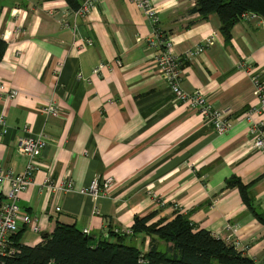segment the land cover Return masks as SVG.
Listing matches in <instances>:
<instances>
[{
	"label": "crops",
	"instance_id": "crops-1",
	"mask_svg": "<svg viewBox=\"0 0 264 264\" xmlns=\"http://www.w3.org/2000/svg\"><path fill=\"white\" fill-rule=\"evenodd\" d=\"M150 1L182 63L181 89L227 113L225 134L174 100L157 73V51L147 45L149 24L129 0H101L83 16L64 0H0V39L7 43L0 62V168L24 172L26 159L16 149L24 127L47 138L17 201L38 231L21 226L20 244L36 246L64 225L93 246L124 236L144 259L152 245L170 244L132 233L135 218L155 214V223L183 215L195 230L237 241L243 256L261 261L264 223L254 213L264 219V153L253 148L249 129L264 123L252 83L257 78L264 87V19L240 16L225 39L217 14L193 12L197 0ZM87 40L93 46L80 49ZM197 47L202 51L192 60L183 58ZM99 64L106 68L93 75ZM48 104L57 106L53 117L41 113ZM67 173L72 190L46 189V180L62 185ZM95 177H112L107 196L85 190ZM6 189L0 186V199Z\"/></svg>",
	"mask_w": 264,
	"mask_h": 264
},
{
	"label": "trees",
	"instance_id": "trees-1",
	"mask_svg": "<svg viewBox=\"0 0 264 264\" xmlns=\"http://www.w3.org/2000/svg\"><path fill=\"white\" fill-rule=\"evenodd\" d=\"M72 12L78 11L84 0H64ZM193 12L201 17L217 14L221 33L229 39L230 30L243 13H253L264 19V0H197ZM7 43L0 39V62ZM234 181L228 183L231 186ZM243 199V188H241ZM255 214L264 223L262 215ZM155 214L135 218L131 227L134 234H145L153 240L170 244L159 250L155 245L143 254L146 264H264L255 262L205 230H195L187 218L176 215L173 220L150 223ZM23 230L10 239L14 252L2 264H137L139 251L125 243V237L113 235V242L92 245L89 237L72 226H56L54 231L33 247L20 244Z\"/></svg>",
	"mask_w": 264,
	"mask_h": 264
},
{
	"label": "built area",
	"instance_id": "built-area-1",
	"mask_svg": "<svg viewBox=\"0 0 264 264\" xmlns=\"http://www.w3.org/2000/svg\"><path fill=\"white\" fill-rule=\"evenodd\" d=\"M100 1L101 0H84L81 8L74 12V14L76 16H83L89 11H93ZM129 1L143 14L149 24L151 38L148 39L147 45L151 49L157 51V54L154 56L157 73L170 88L174 100L177 103L188 104L190 107L198 109L200 113L208 119L215 134H225L231 127V122L226 118L227 113L209 105L199 92L189 94L181 89L180 80L182 63L173 53L170 37L164 36L161 32V29L159 28V16L151 1ZM246 15L247 13H243L241 18L246 17ZM92 46L93 42L91 40L83 41L78 45L80 49ZM200 51H202V48L199 47L193 50H186L183 53V58L190 61ZM116 65L119 66L120 62L117 61ZM105 68V64H99L93 69L92 74L98 75ZM252 83L255 88V95L259 99L260 105L264 107V87L257 78H254ZM16 94L15 91H12L9 93V97L13 98ZM41 109L42 114L47 117H53L56 114L57 106L48 104L44 105ZM251 114L252 112H247L244 114V117L250 118ZM0 125H5L4 117L1 113ZM23 130L25 135L19 139L16 149L17 152L26 159L24 172L21 174H15L11 170H2L0 168V186L3 184L7 185L4 198L0 199V264L3 263L4 258L14 252V249L9 245L10 238L19 231L21 226H27L33 231H38V227L33 224L34 221L32 218L26 213L20 211L17 201L19 195L26 191L32 182L33 173L37 168L35 160L40 157L42 150L46 147L47 138L43 135L33 137L30 134L28 127H24ZM249 134L251 135L253 148L264 153V123L252 124L249 129ZM69 176V173H67L66 182L62 185H55L51 180H46V189L50 192L57 193L72 190L73 183ZM113 183L112 177H95L85 190L97 197H105L113 186ZM229 230L231 233L236 232L232 227H229ZM227 243L238 252L242 253L245 250L240 247V244L237 241ZM137 264H146V261L142 257H139Z\"/></svg>",
	"mask_w": 264,
	"mask_h": 264
}]
</instances>
